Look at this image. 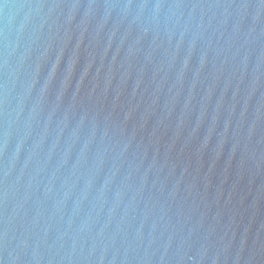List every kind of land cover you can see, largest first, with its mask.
<instances>
[{
    "label": "water",
    "instance_id": "1",
    "mask_svg": "<svg viewBox=\"0 0 264 264\" xmlns=\"http://www.w3.org/2000/svg\"><path fill=\"white\" fill-rule=\"evenodd\" d=\"M0 264H264V0H0Z\"/></svg>",
    "mask_w": 264,
    "mask_h": 264
}]
</instances>
